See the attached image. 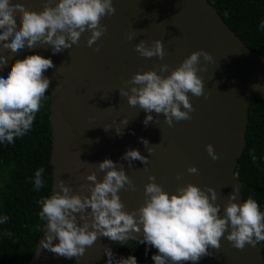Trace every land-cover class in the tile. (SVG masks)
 I'll list each match as a JSON object with an SVG mask.
<instances>
[{"label": "water", "instance_id": "water-1", "mask_svg": "<svg viewBox=\"0 0 264 264\" xmlns=\"http://www.w3.org/2000/svg\"><path fill=\"white\" fill-rule=\"evenodd\" d=\"M11 2L24 3L28 10L39 12L46 0ZM57 2L53 0L52 6ZM113 5L115 14L101 20L107 31L91 47L87 45L91 33L86 31L78 44L56 54L51 45L40 44L34 49L25 47L18 53L0 52L9 57L8 65L33 54L51 58L55 65L45 72L51 81L48 89L51 194L53 190L61 191L58 185L63 180L72 188L73 194L90 195L80 186L90 183L86 177L92 172H96L98 180L102 181L106 173L99 170L98 164L111 159L117 169H125L136 186V191L129 190L127 185L119 191L126 211L132 212L145 203V185L154 175L155 182L170 194L189 183L201 189L215 188L218 193L216 203L222 206L220 215L223 216V206L227 205L233 186H242L235 169L246 143L251 97L264 99V56L248 47L208 0H113ZM16 19L19 26V14ZM132 31L136 34L129 41L126 34ZM157 39L164 43L163 60L145 58L135 51V45L141 40L150 47ZM200 49L213 56L212 61H204L201 57L200 67L206 65L207 70L198 72L205 82L207 98L189 93L195 109L191 120H174L173 126H169L162 114L156 116L153 112L155 120L145 126L143 121L147 113L138 105H129L128 98L120 96L118 89L135 73L159 72L162 64L170 66L169 72L163 75H170L186 57ZM7 71L5 66L0 70V76ZM257 84L261 88L254 90L252 86ZM125 118L129 121L127 126L121 123ZM105 125H111V129L105 131ZM117 127L124 129L122 136L116 134ZM141 138L147 139L149 147L154 148L151 154ZM209 144L219 155L218 160L214 161L208 155ZM129 149L139 150L147 156V164L136 160L129 167L122 159ZM192 166L198 173L187 171ZM178 175L180 179H177ZM236 202L243 203L241 192L237 194ZM45 226L46 221L28 264H106L105 248H111L115 253L127 242L100 237L86 248L79 260H69L43 249L42 245L39 248ZM139 235L142 239V233ZM226 236L227 233L219 250L210 248L212 254L196 264H264V242L256 248L247 245L238 250ZM137 243L139 240L134 241Z\"/></svg>", "mask_w": 264, "mask_h": 264}, {"label": "clouds", "instance_id": "clouds-1", "mask_svg": "<svg viewBox=\"0 0 264 264\" xmlns=\"http://www.w3.org/2000/svg\"><path fill=\"white\" fill-rule=\"evenodd\" d=\"M52 4L53 0H46L43 10L37 12L28 10L24 3L0 0V52L18 53L25 47L34 49L40 44L51 45L53 54H56L78 44L86 31L91 33L87 41L91 47L107 31V26L101 24L102 18L116 12L113 0H58L55 6ZM17 14L20 16L19 26ZM261 28H264V22ZM135 34V31L129 32L126 38L131 41ZM99 50L98 46L95 51ZM135 51L145 58L159 57L163 60L165 56L164 43L159 39L150 47L141 40L135 45ZM201 57L204 61L213 60L209 52L200 49L186 57L170 75H163L169 72L168 64L160 65L159 72H137L123 82L124 86L118 89L119 94L128 98L129 105H138L147 113L143 121L145 126L155 120L153 112L156 116L162 114L169 126H173L174 120H191L195 109L189 93L194 97L205 96V82L198 72L206 71L207 66L200 67ZM8 60L9 57L0 54V70L8 67L6 74L0 76V142L11 144L31 129L51 83L45 72L55 65L51 58L39 54L17 59L11 65H8ZM252 87L258 90L261 85ZM121 123L127 126L129 121L125 118ZM104 129L110 130L111 125H105ZM116 134L122 136L124 129L117 127ZM141 141L151 154L154 148L149 147V141L144 138ZM207 152L214 161L220 158L212 144L207 145ZM122 159L128 162L129 167L136 160L143 164L148 162L147 156L134 149L126 151ZM98 168L106 173L102 181L98 180L96 172H92L86 177L90 183L80 186L90 195L73 194L72 188L60 180L58 187L61 191L53 190L50 196L38 201L40 219L46 221L44 239L40 240L39 248L42 245L43 249L60 257L79 260L86 248L100 237L114 242L139 240L140 244L157 250L151 257L154 264L189 261L196 264L212 254L210 248L220 249L225 233L232 247L238 250L247 245L256 248L264 242V212L251 197L242 204L237 203V194L241 192L239 187L233 186L221 216L222 206L216 203L218 193L215 188L201 189L189 183L170 194L155 182L153 175L145 185V203L128 212L119 191L126 185L129 190L136 191V186L125 169H117L111 159L100 162ZM187 171L198 173L194 166ZM43 173V168L35 172L37 190L44 186ZM180 178L178 175L177 179ZM7 220V216L0 218V224ZM105 254L107 264H138L134 255L117 259L108 247Z\"/></svg>", "mask_w": 264, "mask_h": 264}, {"label": "trees", "instance_id": "trees-1", "mask_svg": "<svg viewBox=\"0 0 264 264\" xmlns=\"http://www.w3.org/2000/svg\"><path fill=\"white\" fill-rule=\"evenodd\" d=\"M232 30L254 51L264 56V0H208ZM31 129L14 143L0 142V264H28L44 221L40 219L42 198L51 195L50 95L45 94ZM246 143L235 169L242 182L244 200H256L264 212V99L251 97L248 108ZM255 156V161L253 160ZM44 169V186L37 190L35 172ZM264 255V247H263ZM117 259L130 255L138 264H154L156 254L146 244L127 241L115 253ZM107 264V263H106Z\"/></svg>", "mask_w": 264, "mask_h": 264}]
</instances>
